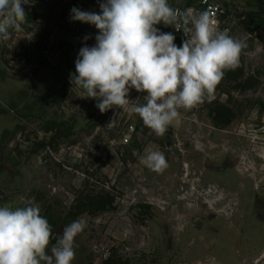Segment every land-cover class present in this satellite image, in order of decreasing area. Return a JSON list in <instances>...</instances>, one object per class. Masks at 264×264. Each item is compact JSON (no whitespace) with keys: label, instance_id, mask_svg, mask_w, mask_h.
<instances>
[{"label":"rangeland","instance_id":"rangeland-1","mask_svg":"<svg viewBox=\"0 0 264 264\" xmlns=\"http://www.w3.org/2000/svg\"><path fill=\"white\" fill-rule=\"evenodd\" d=\"M217 1L218 28L246 47L163 137L128 110L101 113L69 82L98 34L71 9L99 13L102 0L36 4L23 32L0 40V205L39 204L51 243L83 220L72 264H264V0ZM156 27L182 45V31ZM147 147L164 153L163 172L140 164Z\"/></svg>","mask_w":264,"mask_h":264},{"label":"clouds","instance_id":"clouds-1","mask_svg":"<svg viewBox=\"0 0 264 264\" xmlns=\"http://www.w3.org/2000/svg\"><path fill=\"white\" fill-rule=\"evenodd\" d=\"M26 3L0 0V40H7L11 31L23 32ZM99 8V13L71 9V20L94 25L98 34L93 46L79 49L69 82L82 90L80 98L96 100L101 113L113 107L128 110L157 137L179 122L182 109L212 97L225 70L238 66L246 47L244 40L220 30L207 11L179 12L169 0H102ZM161 23L183 32L181 46L171 32L156 27ZM133 88L147 93L143 102L129 100ZM144 153L141 165L157 173L167 168L163 152L147 147ZM85 227L83 220H74L51 243L52 226L39 204L0 205V264H72L75 238Z\"/></svg>","mask_w":264,"mask_h":264},{"label":"built area","instance_id":"built-area-1","mask_svg":"<svg viewBox=\"0 0 264 264\" xmlns=\"http://www.w3.org/2000/svg\"><path fill=\"white\" fill-rule=\"evenodd\" d=\"M49 0H29V3L23 4V8L25 13L27 14L36 4L48 2ZM203 4L207 8V12L209 13L210 17L218 22L219 17L223 14V6L217 0H203ZM179 12H183L181 8H175ZM16 32V31H11Z\"/></svg>","mask_w":264,"mask_h":264}]
</instances>
